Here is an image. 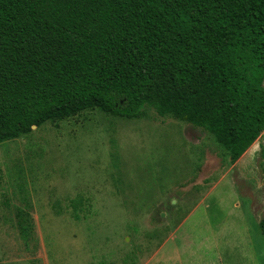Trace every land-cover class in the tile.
<instances>
[{"label":"rangeland","instance_id":"rangeland-1","mask_svg":"<svg viewBox=\"0 0 264 264\" xmlns=\"http://www.w3.org/2000/svg\"><path fill=\"white\" fill-rule=\"evenodd\" d=\"M263 216L264 132L233 162L179 119L90 110L0 144V264H264Z\"/></svg>","mask_w":264,"mask_h":264},{"label":"trees","instance_id":"trees-1","mask_svg":"<svg viewBox=\"0 0 264 264\" xmlns=\"http://www.w3.org/2000/svg\"><path fill=\"white\" fill-rule=\"evenodd\" d=\"M90 110L179 119L237 161L264 132V0H0V144Z\"/></svg>","mask_w":264,"mask_h":264},{"label":"water","instance_id":"water-1","mask_svg":"<svg viewBox=\"0 0 264 264\" xmlns=\"http://www.w3.org/2000/svg\"><path fill=\"white\" fill-rule=\"evenodd\" d=\"M34 128H35V126L32 127V129H34Z\"/></svg>","mask_w":264,"mask_h":264}]
</instances>
